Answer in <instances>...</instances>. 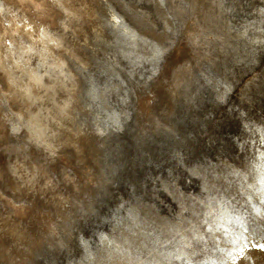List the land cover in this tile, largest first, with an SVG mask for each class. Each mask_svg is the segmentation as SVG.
<instances>
[{
    "label": "rangeland",
    "instance_id": "374dc122",
    "mask_svg": "<svg viewBox=\"0 0 264 264\" xmlns=\"http://www.w3.org/2000/svg\"><path fill=\"white\" fill-rule=\"evenodd\" d=\"M262 246L264 0H0V264Z\"/></svg>",
    "mask_w": 264,
    "mask_h": 264
},
{
    "label": "snow or ice",
    "instance_id": "6c2138e0",
    "mask_svg": "<svg viewBox=\"0 0 264 264\" xmlns=\"http://www.w3.org/2000/svg\"><path fill=\"white\" fill-rule=\"evenodd\" d=\"M262 247H264V246H262ZM242 251V250H241Z\"/></svg>",
    "mask_w": 264,
    "mask_h": 264
}]
</instances>
